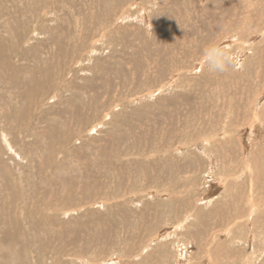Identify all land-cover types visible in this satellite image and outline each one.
Wrapping results in <instances>:
<instances>
[{"label":"rangeland","instance_id":"1","mask_svg":"<svg viewBox=\"0 0 264 264\" xmlns=\"http://www.w3.org/2000/svg\"><path fill=\"white\" fill-rule=\"evenodd\" d=\"M0 264H264V0H0Z\"/></svg>","mask_w":264,"mask_h":264},{"label":"clouds","instance_id":"2","mask_svg":"<svg viewBox=\"0 0 264 264\" xmlns=\"http://www.w3.org/2000/svg\"><path fill=\"white\" fill-rule=\"evenodd\" d=\"M233 59L231 50L225 48L221 41H213L204 51V64L212 73L223 74L229 68L236 67L233 64Z\"/></svg>","mask_w":264,"mask_h":264},{"label":"bare ground","instance_id":"3","mask_svg":"<svg viewBox=\"0 0 264 264\" xmlns=\"http://www.w3.org/2000/svg\"><path fill=\"white\" fill-rule=\"evenodd\" d=\"M243 147V146H242Z\"/></svg>","mask_w":264,"mask_h":264}]
</instances>
